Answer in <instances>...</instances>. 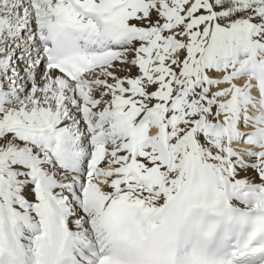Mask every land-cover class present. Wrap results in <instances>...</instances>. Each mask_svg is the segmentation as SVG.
I'll return each instance as SVG.
<instances>
[{
  "label": "snow or ice",
  "instance_id": "obj_1",
  "mask_svg": "<svg viewBox=\"0 0 264 264\" xmlns=\"http://www.w3.org/2000/svg\"><path fill=\"white\" fill-rule=\"evenodd\" d=\"M0 264H264V0H0Z\"/></svg>",
  "mask_w": 264,
  "mask_h": 264
}]
</instances>
